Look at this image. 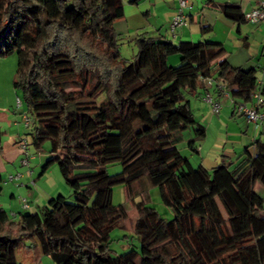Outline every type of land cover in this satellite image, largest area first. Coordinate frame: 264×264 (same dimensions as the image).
<instances>
[{"label":"trees","instance_id":"1","mask_svg":"<svg viewBox=\"0 0 264 264\" xmlns=\"http://www.w3.org/2000/svg\"><path fill=\"white\" fill-rule=\"evenodd\" d=\"M123 1L0 0V56L16 54L12 86L29 115L24 138L48 140L39 174L54 163L71 190L70 200L50 196L15 221L0 207V264H37L40 254L55 264H264V198L253 187L264 186V139L234 164L223 157L209 169L192 166L175 146L184 128L191 151L204 135L183 94L201 85L198 76L224 79L231 97L247 101L255 69L230 65L219 41L173 43L145 31L133 34L125 61L111 24ZM212 5L245 20L237 3ZM210 28L200 26V36ZM169 53L178 54L176 64L166 63ZM113 162L120 170L108 173ZM143 177L172 215L135 200L137 244L111 252L109 230L125 217L111 187L123 184L132 198Z\"/></svg>","mask_w":264,"mask_h":264},{"label":"crops","instance_id":"2","mask_svg":"<svg viewBox=\"0 0 264 264\" xmlns=\"http://www.w3.org/2000/svg\"><path fill=\"white\" fill-rule=\"evenodd\" d=\"M257 1L186 0V5L182 9L186 18L185 22L174 27L171 35L168 29V21L175 12L176 0H138L136 3H129L124 0L121 16L115 18L111 24L118 34L120 32L115 28V23L121 22L124 25V30L128 33L132 32L134 34L138 31H145L149 35L159 34L173 43L180 39L190 40L193 37H206L210 40L219 41L225 49V57L230 65L255 69L257 86L264 98V22L247 20L236 22L225 17L217 7L212 5L213 3L234 2L239 4L242 13H244L255 6ZM206 24L210 25L211 28L200 36L199 27ZM214 86V82L206 84L201 81V85L190 93L193 99L186 98L193 117L204 126V135L196 146V162L207 169L215 163L216 153L211 150V147L217 141L224 144L230 142L232 149L236 148L233 153L236 152L239 156L246 146H248L250 152H254V145L249 146V138L253 141L258 137L264 139V117L256 127H253L244 117L234 114L231 100L215 90ZM203 88L209 90L212 97L221 102V113L220 110L218 113H213L209 104L201 99L200 93ZM9 105L10 103L0 104V131L1 134L4 133L0 149V179L3 176L1 172L10 171V167L8 168L7 165L18 159L20 154L16 140L21 136L17 134L18 125L14 124L16 116L13 109L10 108L11 105ZM223 108L226 111L223 112ZM262 110L264 114V106ZM226 114L228 118H226ZM13 128L15 132L6 131ZM230 133L233 134L231 139H229ZM234 144H236L235 148ZM203 146L206 147L205 151L202 150ZM241 147H243V150L240 151ZM231 154L232 152H228V155L225 156L227 161H232L228 160L231 159ZM205 156H209L210 161L205 162ZM19 173V178L23 177V174ZM24 173L26 174L24 182L29 183L31 181L34 183V180L30 178V172L28 173L25 170ZM48 196L49 194L46 191L40 189L38 185H34L31 199L28 200V206L30 207L31 204L37 206L42 201L45 202Z\"/></svg>","mask_w":264,"mask_h":264},{"label":"rangeland","instance_id":"3","mask_svg":"<svg viewBox=\"0 0 264 264\" xmlns=\"http://www.w3.org/2000/svg\"><path fill=\"white\" fill-rule=\"evenodd\" d=\"M124 25L121 22L115 23V28L119 30V34L116 38L117 48L119 51V55L125 61L129 60L132 57V54L135 51V47L132 42V32H127L124 30ZM196 37H193L190 40H196ZM178 62V54L177 53H169L166 57L167 64H176ZM16 67V54L15 51L9 52L7 54L0 56V104H9L11 105L10 108L13 109V113L15 114V121L14 124L18 125V136L24 137L26 136L24 133L27 130L24 127L19 118L20 114L25 112L27 114L26 105L22 98L21 90L19 87L12 86V80L14 78V71ZM71 86L66 85V88H70ZM78 88V85L75 86ZM185 98L193 99V97L188 92L183 93ZM17 96L20 99L19 106H14V97ZM101 96H98L96 100H87L89 103L93 104L98 101ZM9 105V106H10ZM224 109V108H223ZM226 111L225 109L223 112ZM220 109V113H221ZM226 118L228 115L226 114ZM1 130V128H0ZM8 132H15V129H7ZM52 131V129H49ZM7 132V133H8ZM3 134H1L0 139H2ZM233 134L230 133L229 139H231ZM192 136L191 129L184 128L181 130V138L175 143V146L179 150V152L185 156L189 163L192 166L198 164L196 161V151H191L186 147V142L189 137ZM28 138L26 137V140ZM252 139L249 138L248 142L250 143L249 146L252 144ZM200 143V139L197 141V144ZM206 146V145H205ZM203 146V151H205L206 147ZM217 146V147H216ZM223 147V148H222ZM236 144H234V148ZM213 148V149H212ZM49 144L48 140L44 138H40L36 145L28 142L27 143V153L31 154V158L28 159V166L30 171V178L34 180V183L29 182L25 183V166L19 163V159L22 154H19L18 159H15L14 162L7 165L10 167V171L2 173V177L0 179V207H2L7 212V217L9 220L15 221L17 218V211H33L37 210L44 202L42 201L41 204L37 206L32 205L27 207L26 209H22L20 207L19 198H25L27 202L31 199V192L33 191L34 185H38L40 189L46 191L49 196H55L56 194L63 195L66 200L71 199L70 195V188L63 182L56 165L53 163L48 166L42 173L39 174L40 171V164L43 162L45 158H47L50 153L48 152ZM214 153H216V160L214 161L213 165L220 162V160L228 155V152H232L231 159L233 164L240 159L241 155L237 156V153H233L235 149H232L231 143L227 142L226 144L222 142H216L215 145L211 147ZM243 150V147L240 148V151ZM210 154V152H209ZM212 158V157H211ZM226 158V157H225ZM209 156H205L204 161H210ZM212 165V166H213ZM108 173H113L120 170V165L116 162L109 163L105 167ZM15 172H21L23 177L13 178L12 180H7L8 175H13ZM254 190L260 194L264 198V186L260 184L259 181H255L254 183ZM130 193L133 194L132 198L131 195L126 190L123 184L117 183L111 187V195L110 200L113 204L121 203L125 206V217L121 220L122 226H115L109 230V241H108V248L111 252L118 253L123 251L126 246L129 245H136L137 239L133 234L132 226H133V219L135 218V209L133 206V202L135 200H142L145 204L152 206L158 215L164 219H168L171 217L172 213L170 208L165 205L161 199L160 194L156 186L151 185L148 180L143 177L137 182L132 184ZM12 194V195H10ZM261 214H264V201L263 206L260 209ZM14 214V215H12ZM26 243V242H25ZM16 259H19L18 252L15 253ZM37 264H55L53 263L48 256L44 254H40Z\"/></svg>","mask_w":264,"mask_h":264},{"label":"built area","instance_id":"4","mask_svg":"<svg viewBox=\"0 0 264 264\" xmlns=\"http://www.w3.org/2000/svg\"><path fill=\"white\" fill-rule=\"evenodd\" d=\"M176 9L172 14L168 21V29L173 34L174 27L181 25L185 22V15L182 12L183 7L186 5V0H176ZM244 19L251 22H264V0H258L256 5L250 8L249 10L243 13ZM204 83L210 84L212 82L215 83L214 89L220 91V93L229 98L233 105V112L236 115H240L245 118V120L256 127L263 119V106H264V98L262 97L260 90L257 86L258 81H256V86L249 92V100L245 101L242 99H234L230 96L228 89L226 87V82L224 79L220 78L215 81L211 76L200 77ZM201 99L209 104L210 110L213 113H218L221 108V102L217 99H214L211 95V92L206 88L201 90ZM20 104V99L15 96L14 97V106L17 107ZM21 124L26 127L29 124V115L25 112L20 114L19 118ZM16 145L19 150V153L22 156L19 159V163L24 165L25 170L29 173L30 169L28 166V159L32 156L27 153V141L24 137H19L16 140ZM20 176L19 172H15L13 175H8L7 180H12L13 178H18ZM31 182V181H30ZM21 208H27L28 202L25 198L18 199Z\"/></svg>","mask_w":264,"mask_h":264}]
</instances>
